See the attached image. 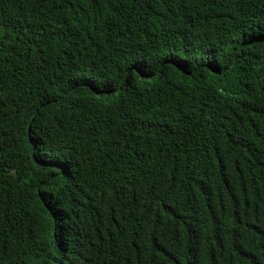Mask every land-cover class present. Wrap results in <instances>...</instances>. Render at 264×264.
Segmentation results:
<instances>
[{
  "label": "trees",
  "instance_id": "16d2710c",
  "mask_svg": "<svg viewBox=\"0 0 264 264\" xmlns=\"http://www.w3.org/2000/svg\"><path fill=\"white\" fill-rule=\"evenodd\" d=\"M0 264H264V0H0Z\"/></svg>",
  "mask_w": 264,
  "mask_h": 264
}]
</instances>
